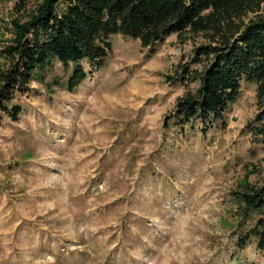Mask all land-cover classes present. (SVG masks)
I'll return each instance as SVG.
<instances>
[{"label": "rangeland", "instance_id": "rangeland-1", "mask_svg": "<svg viewBox=\"0 0 264 264\" xmlns=\"http://www.w3.org/2000/svg\"><path fill=\"white\" fill-rule=\"evenodd\" d=\"M15 2L0 0V45ZM109 40L74 88L73 64L55 62L15 99L18 119L0 120V264H264L255 237L237 244L233 198L264 184V141L245 128L255 83H241L224 124L180 132L167 117L196 84L167 75L203 39Z\"/></svg>", "mask_w": 264, "mask_h": 264}, {"label": "trees", "instance_id": "trees-1", "mask_svg": "<svg viewBox=\"0 0 264 264\" xmlns=\"http://www.w3.org/2000/svg\"><path fill=\"white\" fill-rule=\"evenodd\" d=\"M13 10L10 36L0 45V120L18 119L22 108L15 99L55 62L73 64L72 89L103 66L111 35L148 47L176 34L181 42L196 36L203 41L167 75L169 82L196 87H186L176 98L166 126L184 132L201 123L205 132L214 122L224 124L245 81L255 83L258 106L245 128L264 141V0H37L32 6L16 0ZM82 61L92 69L87 71ZM233 198L238 246L253 236L264 248V184L240 183Z\"/></svg>", "mask_w": 264, "mask_h": 264}]
</instances>
